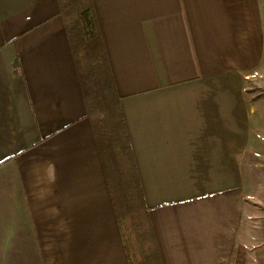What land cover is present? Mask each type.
I'll list each match as a JSON object with an SVG mask.
<instances>
[{
    "label": "crops",
    "instance_id": "obj_1",
    "mask_svg": "<svg viewBox=\"0 0 264 264\" xmlns=\"http://www.w3.org/2000/svg\"><path fill=\"white\" fill-rule=\"evenodd\" d=\"M91 1L163 263L264 264V0ZM108 180L60 0H0V264H130Z\"/></svg>",
    "mask_w": 264,
    "mask_h": 264
},
{
    "label": "trees",
    "instance_id": "obj_2",
    "mask_svg": "<svg viewBox=\"0 0 264 264\" xmlns=\"http://www.w3.org/2000/svg\"><path fill=\"white\" fill-rule=\"evenodd\" d=\"M130 264H164L91 0H60Z\"/></svg>",
    "mask_w": 264,
    "mask_h": 264
},
{
    "label": "rangeland",
    "instance_id": "obj_3",
    "mask_svg": "<svg viewBox=\"0 0 264 264\" xmlns=\"http://www.w3.org/2000/svg\"><path fill=\"white\" fill-rule=\"evenodd\" d=\"M253 82V81H252Z\"/></svg>",
    "mask_w": 264,
    "mask_h": 264
}]
</instances>
